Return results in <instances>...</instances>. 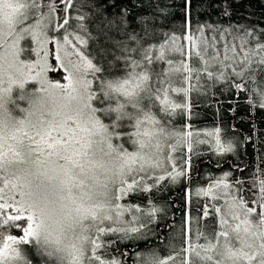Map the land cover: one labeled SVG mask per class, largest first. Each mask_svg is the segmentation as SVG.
<instances>
[{
  "label": "snow or ice",
  "instance_id": "1",
  "mask_svg": "<svg viewBox=\"0 0 264 264\" xmlns=\"http://www.w3.org/2000/svg\"><path fill=\"white\" fill-rule=\"evenodd\" d=\"M59 3L0 0V264H126L131 253L119 246L147 241L161 209L121 201L191 183L199 145L238 155L221 126L193 131L191 94L219 83L264 109V31L193 30L192 0H184L179 35L158 34L143 16L129 19L127 8L113 21L82 15L92 0ZM88 20L98 21L114 59L103 45L95 52ZM178 118L188 123L178 127ZM229 176L196 190L213 201L203 218L211 207L217 226L197 227L194 242L189 217L182 259L153 248L137 252L133 264H195L193 256L202 264H264V169L250 187Z\"/></svg>",
  "mask_w": 264,
  "mask_h": 264
},
{
  "label": "trees",
  "instance_id": "2",
  "mask_svg": "<svg viewBox=\"0 0 264 264\" xmlns=\"http://www.w3.org/2000/svg\"><path fill=\"white\" fill-rule=\"evenodd\" d=\"M79 2L84 3V0ZM62 4L63 0H60L59 5ZM96 5L99 7H95ZM124 8L131 13L129 19L137 16L147 18L148 22L156 26L158 34L175 32L179 35L186 31L184 0H92L91 7L84 3L81 14L94 17L99 12L103 14L102 19L119 21L121 10ZM225 12L229 14L226 15ZM72 15L75 16L76 13L73 12ZM54 22L57 24L59 21ZM85 22L89 25L92 34L97 36L96 40L90 41L95 52L98 55L102 54L101 45H103L105 49H109L108 59H114L113 46L105 43L106 38L98 32V21ZM190 22L193 30L200 25H211L221 30L232 31L241 28L262 32L264 31V0H192ZM70 24L75 26L76 20H71ZM134 26L136 31L140 32V27ZM109 35L116 40L125 39L117 30L110 31ZM26 44L28 46L29 42L27 41ZM176 59H179V56ZM202 83L207 86L212 82L204 80ZM248 96V93H237L234 88L229 90L219 83L212 87L207 95H197L195 92L191 94L193 131L203 132L221 126L225 130L223 139L231 140L238 145V155L228 153L218 156L209 144L199 145L195 150L197 155L193 157L191 183L185 180L176 184L167 183V187H161L159 191L153 189L151 193L146 194L152 197L151 204L146 195L130 197L122 201V203L139 204L145 208L155 206L161 209L158 213V226L152 225L155 230L148 234L147 241L140 240L137 244L119 246L121 252L127 250L131 253L126 264H133L137 259V252H148L153 248L161 257L179 252L177 261L182 259L185 254L180 250L189 217H191L194 242L197 227L210 232L217 226V217L211 207L212 214L207 219L203 218L205 205L211 206L213 201L209 197L196 195V190L201 186L207 187L211 177L219 178L228 172H231L230 182L238 178L250 187L253 173L264 169V109L253 108L248 104ZM181 98L177 97V99ZM233 108L236 109L235 112L231 111ZM181 123H188L187 118L183 120L178 118L177 126L179 127ZM246 136L251 139L244 142ZM218 160L219 164H217ZM237 166L243 171H238ZM216 203L220 204V201Z\"/></svg>",
  "mask_w": 264,
  "mask_h": 264
},
{
  "label": "rangeland",
  "instance_id": "3",
  "mask_svg": "<svg viewBox=\"0 0 264 264\" xmlns=\"http://www.w3.org/2000/svg\"><path fill=\"white\" fill-rule=\"evenodd\" d=\"M58 6H61V5H58ZM54 21H59V14H57L55 17H53V24H56ZM29 42V44H28V46L30 45V41H28ZM27 42H25V41H22L21 42V45L23 46V47H28L27 46V44H26ZM71 45H69V50L71 51ZM30 54L29 53H22L21 54V58L23 59V58H26L27 56H29ZM33 59L35 58L34 56L32 57ZM33 85H28V86H26V87H32ZM121 203H122V201H121ZM223 202L222 201H220V204H222ZM136 215H142V213H136ZM126 218L127 219H131V215H127L126 216ZM144 218H146V217H144ZM193 260H194V262H195V264H202V262L198 259V258H196L195 256H193ZM170 264H173V262H170Z\"/></svg>",
  "mask_w": 264,
  "mask_h": 264
}]
</instances>
